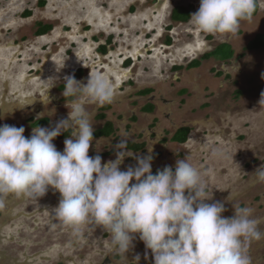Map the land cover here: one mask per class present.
<instances>
[{"label":"rangeland","instance_id":"1","mask_svg":"<svg viewBox=\"0 0 264 264\" xmlns=\"http://www.w3.org/2000/svg\"><path fill=\"white\" fill-rule=\"evenodd\" d=\"M258 1L260 12L242 20L236 34H208L191 19L172 23L171 30L166 31L173 5L191 4L195 13L199 0H0V125L23 126L25 137L37 127L32 118L49 120L41 127L53 126L68 114L69 102L62 96L63 78L74 75L86 83L89 76L99 73L113 89L107 114L119 131L115 140L94 139L90 156L97 150L102 162L113 160L115 153H110L120 135L128 133L133 139L132 133H139L147 146L133 155L151 151L153 174L165 166L174 168L177 159H187L202 170L207 191L212 193L208 203L223 201L225 217H231L236 206L252 207L253 218L260 221L259 228L264 231V182H258L253 173L264 164V46L245 49L256 32L264 34V0ZM152 2L164 6L159 34L145 21L146 7ZM131 7L133 13H129ZM97 10L105 11L110 19L102 27L104 32L94 30L85 19ZM97 13L98 22L106 20ZM40 22L50 24L51 29L35 36ZM168 37L172 40L169 45L165 43ZM135 39H139L140 53L132 56L126 45ZM89 40L93 44L90 56L75 62L88 55L83 50L88 44L79 46ZM108 40L111 42L102 55L100 45ZM194 41L198 45L189 48ZM220 41H228L234 50L229 60L209 58L196 68H174L200 57ZM108 55L115 56L114 66L126 72L125 76L117 79L105 68L103 59ZM126 59H130V66L125 67ZM79 69L83 74L77 77ZM52 83L56 86L49 88ZM146 86L153 89L154 110L143 116L138 111L144 99L137 100L135 93ZM80 99L92 113L93 127L100 124L94 116L99 104ZM131 116L136 122L128 129ZM180 124L192 128L188 141L178 145L166 140L161 149L154 135L164 138ZM64 140H53L57 150H63ZM213 149L219 153L215 157L211 155ZM134 165L135 159L126 157L120 167L125 170ZM59 198L52 189L37 202L9 196L6 209L0 211V264H129L137 253L140 264H152L150 250L148 260L144 259L146 249L138 236L135 247L126 254L127 261L111 251L110 237L101 227L86 224L77 233L64 226L52 214ZM247 253L251 264H264V239L252 241Z\"/></svg>","mask_w":264,"mask_h":264},{"label":"clouds","instance_id":"2","mask_svg":"<svg viewBox=\"0 0 264 264\" xmlns=\"http://www.w3.org/2000/svg\"><path fill=\"white\" fill-rule=\"evenodd\" d=\"M255 10L256 0H199L190 18L202 32L236 34L240 22L250 20ZM63 82L62 96L75 98L65 105L67 118L32 128L28 137L23 126L0 125V211L9 196L37 202L52 189L60 195L52 214L64 226L77 233L82 225L101 227L110 237L111 251L124 260L129 261L126 254L138 236L146 249L144 259L150 250L152 264H251L248 246L264 239L252 207L236 206L231 217L223 216V201L207 202L212 193L202 170L184 158L174 168L165 166L153 174L151 151L129 153L128 133L113 146L115 159L102 162L97 150L90 156L94 123L80 98L111 103L113 89L99 73L86 83L74 75H66ZM62 133L68 138L59 151L53 140ZM218 154L211 151L213 157ZM126 157L134 158L135 165L121 170ZM253 173L264 182V164ZM140 260L137 253L129 264Z\"/></svg>","mask_w":264,"mask_h":264},{"label":"flooded vegetation","instance_id":"3","mask_svg":"<svg viewBox=\"0 0 264 264\" xmlns=\"http://www.w3.org/2000/svg\"><path fill=\"white\" fill-rule=\"evenodd\" d=\"M43 3H44L43 1L40 2V4H43ZM140 3H142V1H140ZM163 7L164 6L162 3L156 4L155 2H152L148 7H146V11H145L146 12V14H145L146 20L145 21H147V25L155 27V31L157 30L156 31L157 34H159L160 25H158V24L162 20L161 13L163 12ZM129 10H130L129 13L134 12V8H132V7ZM260 10H261V5H260L259 1L256 0V10L253 13L252 17H255L260 12ZM97 12H101V14L103 16H105V18H106V20L103 21L102 23H101V21L98 22L96 20L97 14H98ZM97 12L94 13V16H93V14L86 15L85 19H87L92 24V28L94 30H99L101 32H104L102 27H104L105 26L104 24L108 23L110 19L107 16L105 11L97 10ZM139 12H141V10ZM193 12H194L193 6L191 4H175V5H173L170 8L169 15H168V18L170 20V25L166 26L167 33L169 32V30H171L172 23L188 22L191 19L190 15L193 14ZM28 13L29 12L27 10L25 12V14H28ZM185 16H186V18H185ZM50 29H51L50 24L40 22L38 27L35 30L34 35L38 36L41 34H45V33L49 32ZM76 33L77 32L75 30L74 34H76ZM259 38L261 41V43L259 45L255 46V47L249 46L251 43L255 42ZM107 42L108 43H105V45H100V52L99 53L102 55H105V53L107 51L106 46H108L109 42H111V41L108 40ZM171 42H172V40L169 37L165 40V43L167 45L171 44ZM85 44L89 45V46L86 45L83 48L84 51H87L85 53L88 55L82 57L79 60H74L77 57L76 56L77 51L80 48H82V46ZM196 45H198V43H196V41H194V42H190L188 47L190 48V47L196 46ZM222 45H227L229 47V50L231 52L229 56L224 57L220 51H217L218 48ZM139 46H140L139 45V39L128 40V45H126V48L129 49L128 51L131 53L132 56H136L137 53H140ZM263 46H264V34L261 32H256L253 35V37L246 42L245 49L246 50H258V49L262 48ZM88 47H89V50H88ZM92 47H93V44H92V42H90V40L84 44H81L79 46V49L76 51V53L73 55V57L71 59L74 60L75 62H77V61H81L85 57H89L90 56L89 54L92 52V49H91ZM156 49L157 48H154V54H157L158 50H156ZM88 51H89V53H88ZM109 51H112V48H110ZM216 51H217V53H216ZM233 54H234V50H233L231 44L228 41H220L216 45H214L212 48H210L209 50H206L200 57L191 59L187 64H176V65H174V68L177 70H180L182 68H186V69L196 68V67L200 66L202 60H207L209 58H214V59H217L220 61H227L233 56ZM103 61H104L103 63H105V68L111 69V71L113 73V77H116L117 79H119L123 75L124 76L126 75V72H124L123 70L121 71V69L114 66V61H115L114 55H108L106 59H103ZM124 61H125V67L130 66V64H131L130 59H126ZM97 63H100V60L97 61ZM82 74H83V70L79 69L77 77L81 76ZM219 74H221V73L219 72ZM62 88H64V86ZM48 96H52V94L48 92ZM135 96L137 97V100H139V98L144 99L143 100L144 102L140 103V105H139V111L138 112L143 116L151 114L154 110V104L152 103V100H151L153 98L152 87L146 86V87H142V88L137 89ZM52 98H54V95ZM73 98L74 97H66L65 100H66V102H70L71 100H73ZM110 109H111V103H105L103 105L99 104L96 107V109L94 111V116H96V118L101 123L97 124V126L94 127V139H110V140L114 139L115 140L118 137L119 129L117 128L115 121L112 118H110L109 115L107 114V112ZM43 120H45V122H41ZM32 121H33L34 126H40V127L46 126L49 123L48 122L49 120L46 118H40V119L32 118ZM135 122H136V117L131 116V121L128 122L129 123L128 129H130L131 125ZM154 126L155 125L153 124L152 127H154ZM182 129H186L185 136H184L183 140L173 139V137L176 135V133H178ZM129 133H130V130H129ZM191 133H192V128L189 124H180V125L175 126L172 131L171 130L167 131L164 134V136H165L164 138L161 135L160 136L157 135V133L154 136L155 137L158 136V141H159V144L161 145V149H162V148H164V142L166 140H169L170 142L176 143L178 145L185 144L188 141L189 137L191 136ZM132 134H133L134 138H137V140H133L134 138L129 139V144H128L129 153L133 152V154H137L139 152H143L147 146V142L141 140L142 136H139L138 135L139 133H132ZM66 138H68V133H62L60 136H58L59 140H64ZM113 152L114 151H112V153H110V154H113ZM158 156H159V153H156L155 157H158Z\"/></svg>","mask_w":264,"mask_h":264},{"label":"trees","instance_id":"4","mask_svg":"<svg viewBox=\"0 0 264 264\" xmlns=\"http://www.w3.org/2000/svg\"><path fill=\"white\" fill-rule=\"evenodd\" d=\"M185 18H186V16H185ZM260 43H261V41H260V38H259L255 42L251 43L249 46L250 47H255V46L259 45ZM219 48H218L217 51H220L224 57H227V56L230 55L231 52H230L229 47L227 45H222ZM217 51H216V53H217ZM41 122H45V120H43ZM185 132H186V129L180 130L178 133H176V135L173 137V139L183 140V138L185 136Z\"/></svg>","mask_w":264,"mask_h":264}]
</instances>
